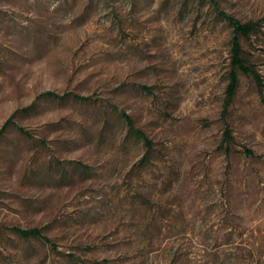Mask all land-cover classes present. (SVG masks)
<instances>
[{"label":"rangeland","instance_id":"1","mask_svg":"<svg viewBox=\"0 0 264 264\" xmlns=\"http://www.w3.org/2000/svg\"><path fill=\"white\" fill-rule=\"evenodd\" d=\"M7 119L0 264H264V0H0Z\"/></svg>","mask_w":264,"mask_h":264},{"label":"trees","instance_id":"2","mask_svg":"<svg viewBox=\"0 0 264 264\" xmlns=\"http://www.w3.org/2000/svg\"><path fill=\"white\" fill-rule=\"evenodd\" d=\"M227 19L229 25L232 27V36H231V60H230V70L228 71V84L226 87V100L225 105L229 102L231 96L233 95L236 86H237V70H241L246 73H252L255 77L257 74L254 70H252L245 62L243 56L241 55L242 49L239 42V37L244 36L248 37L251 32H253L257 28V21L248 20V21H240L232 16L224 15ZM42 94L50 95L58 97L59 95L53 91H45ZM128 128L130 131H133L135 134L139 135L145 142L146 145H150V139L138 128H135L132 124L130 117L127 114H124ZM7 119L1 126H0V133L5 128ZM17 129L22 132H26L22 126L16 125ZM224 138L230 140V134L227 129L224 130ZM14 230L21 235L24 236H35L40 237L42 236L41 230L38 227H29V228H21V227H14Z\"/></svg>","mask_w":264,"mask_h":264}]
</instances>
